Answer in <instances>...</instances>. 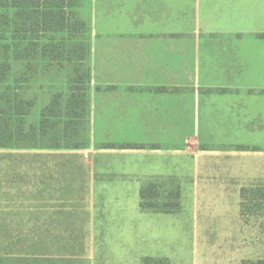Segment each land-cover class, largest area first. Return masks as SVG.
<instances>
[{
    "label": "rangeland",
    "instance_id": "374dc122",
    "mask_svg": "<svg viewBox=\"0 0 264 264\" xmlns=\"http://www.w3.org/2000/svg\"><path fill=\"white\" fill-rule=\"evenodd\" d=\"M170 2V8L166 6L163 10L156 0H144L143 6L141 0H79L75 11L87 28L77 37L87 50L81 67L88 85V140L85 146L75 152L0 150V208L9 211L8 207H13L17 211L16 220L22 222L46 223L48 236L60 237V245L56 242L51 254L60 252L62 264H142L146 257H164L172 264H236L237 258L244 253L249 256L243 257L245 259L238 264L264 260L260 259L264 256V204L260 194L253 190L242 194L239 203L240 230L246 236L241 241H238L236 232L230 235L232 224L217 226L216 234L201 231L204 224H195L196 232L191 234L192 218L186 201L182 212L174 218L161 217L152 222L147 217L131 214L134 224L127 230H122L115 209L100 201L93 209L90 208L91 200L85 203L90 197L86 194L87 189L91 191L94 181L95 184H127L141 189L155 184L165 198L166 188L162 184L166 181L157 178L156 174L123 175L116 169L106 170V165L100 169V162H105L104 159L128 161V157L109 158L103 154H107L105 149L125 154L123 151L127 149L119 147L131 141L128 130H125V136L119 129L97 128L90 121L94 91L109 90L118 96L126 93L122 85L104 88L105 83H115V79L109 81L107 76L140 71L157 75L150 78L138 94L148 103L147 111L135 113L140 122L146 124L141 131L149 139L138 148L148 154L160 147L156 144L160 138H166L165 143H170L177 131L182 132L184 138L188 135V129L173 126L180 123L187 126L190 115L195 116L189 111L190 103L193 100L204 102L208 91L198 85L193 74L210 71L214 63L216 66L220 63L227 65L229 59L237 57L236 48L231 45L237 41L236 34L205 33L200 22L196 21L195 12H190L189 0ZM156 4L160 7L157 12ZM14 13V9H0V57L7 59L11 67L7 81L0 85V94L9 89L33 100L35 107L27 123L37 124L42 108L53 94L66 96L68 82L76 67L42 56L44 44L56 43L65 38V34H45L38 38L16 35L4 20L5 16L10 19ZM135 60H146L147 63ZM223 69L227 71V68ZM173 92L180 101H173ZM108 115L118 120L130 114ZM183 142L182 139L181 147H170L183 151L182 147L189 146ZM212 149L253 151L257 148L200 144L193 155ZM181 186L184 187L183 183ZM112 195L130 198L133 194ZM184 196L188 195L185 193ZM110 210L113 214L111 224ZM120 211L124 213L123 209L119 210V217ZM227 229L228 233L224 234Z\"/></svg>",
    "mask_w": 264,
    "mask_h": 264
},
{
    "label": "crops",
    "instance_id": "0c3cea01",
    "mask_svg": "<svg viewBox=\"0 0 264 264\" xmlns=\"http://www.w3.org/2000/svg\"><path fill=\"white\" fill-rule=\"evenodd\" d=\"M141 1L143 6L144 0ZM156 1L161 3L163 10L166 6L167 9L170 8V0ZM189 6L190 12H195L196 21L200 22L203 32L237 35L236 43H231L236 48L237 57L235 60L229 59L227 65L220 63V66H216L214 63L210 71L193 74V79L199 81L198 85L208 91L204 95V102L197 103L193 100L192 104L190 103L189 111L195 116L190 115L189 124L182 126L180 123L173 126L176 129H188L185 138L179 131L170 143H165L166 138H160L156 141L160 147L148 154H145L144 149H127L123 151L125 154L115 151L112 153V149H105L107 154H103V157H128L129 160L117 162L104 159L105 162L103 160L100 162V169L106 165V170L116 169L118 173H124L123 175L153 173L157 178L165 179L166 184H162L165 190L173 188L180 190L179 213L161 215L141 212L139 208L141 188L127 184L108 182L95 184L94 181L91 191L87 189L86 194L90 197L85 203L91 200L90 208L93 209L100 201L105 204L104 206L115 209L122 230H127L128 226L134 224L131 214L147 217L152 222L161 217L174 218L182 212L183 202L186 201L189 206V217L191 215L192 218L191 234L196 232L195 224H204L205 227L201 231L209 230V234H216L214 230H218L217 226L232 224L229 229L230 235L233 236L236 232L238 241H241L246 237L240 230L241 195L253 190L260 194L264 204V0H189ZM159 8L156 4L155 12ZM135 61L147 63L146 60ZM232 64L234 66H231ZM223 68H227V71ZM107 77L109 81L115 79V83H105L104 88L122 85L126 93L124 96H118L109 90H102L100 93L94 91L95 95L91 96L92 125L101 129H119L125 136V130H128L131 141L127 145L138 146L148 143L146 133L141 131L146 124L140 122L135 113L147 111L148 103L143 100L141 94H138L142 92L140 89L147 85L150 78L157 75L140 71ZM171 95L176 97L175 92ZM175 97L173 101H180V98ZM111 113L130 115L125 119L115 120V117L108 115ZM182 139L184 144L189 143L188 148L183 145V151L181 149L177 151L170 147H181ZM200 144L248 146L257 149L253 151L212 149L204 151L203 154L193 155L196 146ZM111 161L115 162L111 164ZM182 183L184 187L181 186ZM122 192L133 195L130 198L112 195ZM185 193L188 195L187 199ZM202 198L203 201L200 202L199 199ZM122 209L124 213L120 211L119 217V210ZM112 215L110 210L109 224ZM223 233H228V229ZM246 255L249 256L248 253H244L238 257L236 264L245 259L243 257ZM260 259H264V256H260Z\"/></svg>",
    "mask_w": 264,
    "mask_h": 264
},
{
    "label": "trees",
    "instance_id": "16d2710c",
    "mask_svg": "<svg viewBox=\"0 0 264 264\" xmlns=\"http://www.w3.org/2000/svg\"><path fill=\"white\" fill-rule=\"evenodd\" d=\"M78 2L0 0V9L15 10L10 19L4 17L5 25H9L14 34L36 38L45 34H65L66 37L56 43L44 44L42 56L76 67L68 82L66 96L53 94L42 108L37 124L27 123L35 107L33 100L9 89L0 94V150L17 148L74 152L85 146L88 140V85L86 73L81 67L87 50L77 37L84 34L87 28L75 11ZM1 24L4 25V22ZM10 70L9 61L0 57V85L7 81ZM138 147L141 146L123 145L119 148ZM157 188L155 184H150L140 190V210L161 215L179 213L180 190H166L163 193L165 198H162ZM8 209L0 208V264H62L60 252L58 255L51 254L52 246L56 242L60 245V237L48 236L46 223L30 224L29 221L16 220V209ZM142 264H169V261L164 257H146ZM242 264H264V260Z\"/></svg>",
    "mask_w": 264,
    "mask_h": 264
}]
</instances>
